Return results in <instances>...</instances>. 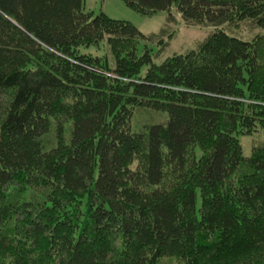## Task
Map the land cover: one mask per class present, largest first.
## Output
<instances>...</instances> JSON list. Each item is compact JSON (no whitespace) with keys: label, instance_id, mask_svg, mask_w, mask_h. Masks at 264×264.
Instances as JSON below:
<instances>
[{"label":"trees","instance_id":"1","mask_svg":"<svg viewBox=\"0 0 264 264\" xmlns=\"http://www.w3.org/2000/svg\"><path fill=\"white\" fill-rule=\"evenodd\" d=\"M123 2L0 0V264H264V0Z\"/></svg>","mask_w":264,"mask_h":264},{"label":"rangeland","instance_id":"2","mask_svg":"<svg viewBox=\"0 0 264 264\" xmlns=\"http://www.w3.org/2000/svg\"><path fill=\"white\" fill-rule=\"evenodd\" d=\"M83 8L84 10L91 11L94 14H97L100 10H102L109 17L129 21L146 35L150 33H157L161 28L167 29L169 33L171 32L169 34L170 37L168 35L164 38V41H167V39L170 38V41L168 40L169 44L163 54L167 56L194 49L196 45L207 35L208 31L212 30L211 28L187 27L180 20L179 15L174 11L173 14L176 18L175 23L171 25H164L166 15L164 12L142 15L127 7L123 0H84ZM163 25L165 27H163ZM151 46L152 47L150 49H156V46ZM80 50L81 52H90L99 56L103 53L101 49L97 50L92 47H81ZM244 144L246 145L245 142Z\"/></svg>","mask_w":264,"mask_h":264}]
</instances>
